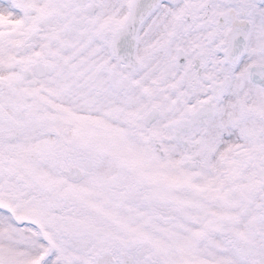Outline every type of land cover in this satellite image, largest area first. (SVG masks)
<instances>
[{
	"label": "snow or ice",
	"instance_id": "obj_1",
	"mask_svg": "<svg viewBox=\"0 0 264 264\" xmlns=\"http://www.w3.org/2000/svg\"><path fill=\"white\" fill-rule=\"evenodd\" d=\"M0 264H264V0H0Z\"/></svg>",
	"mask_w": 264,
	"mask_h": 264
}]
</instances>
